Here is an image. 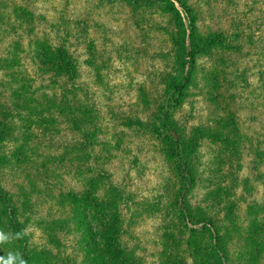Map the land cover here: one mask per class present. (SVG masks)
Returning <instances> with one entry per match:
<instances>
[{"label":"rangeland","instance_id":"1","mask_svg":"<svg viewBox=\"0 0 264 264\" xmlns=\"http://www.w3.org/2000/svg\"><path fill=\"white\" fill-rule=\"evenodd\" d=\"M161 1L0 0V91L13 130L0 141V185L24 225L29 264H108L98 233L116 215L131 263L203 264L213 237L194 225L197 214L229 227L230 264H264V163L255 156L264 143V0H173L180 17ZM184 8L196 37H219L171 102L183 148L195 142L189 186L156 130L180 77ZM46 37L67 42L77 76L43 74L35 53ZM93 116L95 139L80 121Z\"/></svg>","mask_w":264,"mask_h":264},{"label":"trees","instance_id":"2","mask_svg":"<svg viewBox=\"0 0 264 264\" xmlns=\"http://www.w3.org/2000/svg\"><path fill=\"white\" fill-rule=\"evenodd\" d=\"M182 7L184 6L181 0H175ZM161 8L166 12H173L180 17L179 10L175 6V2L173 0H162ZM187 15V23H182L183 35L181 37V45L178 51V54L175 58V64L180 73L179 78H173L169 83V89L167 92V100L165 103V110L161 113L158 118V124L156 126V130L159 131L161 136H165L170 143V150L167 152L169 156H172L176 160L177 171L186 181V186H189L193 182V167L191 165V158L195 149V142H191L188 148L185 150L180 141V135L177 130L170 126L169 124V115L171 111V102L172 99L181 94L188 83L191 81L194 75L195 69V58L202 54L207 53L210 48L219 43V37L216 34H211L208 38L199 39L196 37V27H195V18L192 16L190 10H186ZM21 18L25 22H34L36 20L34 16L22 10L20 14ZM60 39V38H59ZM62 40H51L46 37V39L41 40L38 44L35 59L39 65L40 70L49 78L59 77L62 74L66 76H73L74 74L77 76V64L74 59V56L70 53L67 42ZM3 60L0 59V66L2 65ZM5 63V61H4ZM1 84V82H0ZM1 87V85H0ZM3 94L0 91V141L6 139V137L12 134V127L9 122L8 110L6 104L3 103L2 100ZM81 122H86L89 126L93 128V135L95 139V135L97 133L98 128V118L97 116H93L92 118L82 117ZM232 133V132H230ZM234 133H232L233 135ZM229 138V137H228ZM228 140V139H227ZM264 146V143L257 145V151L255 152V156L261 155V161L264 163V149L261 148ZM1 153V152H0ZM0 164H1V154H0ZM264 179V176H263ZM84 196L85 192L83 193ZM74 199L77 198L76 194L72 195ZM85 200H88L85 197ZM92 199L88 200L91 201ZM94 203L100 204L99 201H94ZM117 205L113 206L112 209H115ZM183 211L186 215V219H194L190 212L188 206H183ZM199 215V216H198ZM198 219L194 225H203V230L208 231L211 235V244L209 249H207V260L206 263L203 264H230V258H228V250L229 246L226 241L229 239L230 229L229 227H224L222 230L217 227L215 228L212 225L217 224V220H213V218L206 217L202 214H197ZM210 219V220H209ZM117 215L112 217L111 221L106 222V226L102 229L98 235L101 240L104 241V246L102 248L103 254L107 256L108 264H133L129 261L127 255H125L124 249L121 247L119 242L120 231L118 225H116ZM212 222V225L207 222ZM0 224L5 225L2 228L5 233L15 234L20 232L21 238L14 240L7 245L11 246V250L9 252L16 253L19 252L21 258L25 260L26 264L30 263V253H29V244L28 239L24 232V225L21 223L19 214L17 211V207L14 203V200L9 196V194L2 188L0 185ZM209 229V230H208ZM261 229H264V220L262 221ZM263 233V232H262ZM90 246L89 249L95 253L100 250L101 246L99 242L94 238V235H91ZM260 241L264 244V234ZM1 245V244H0ZM2 246H0L1 248ZM8 251H0V254L6 259V255L9 253ZM101 252V250L99 251ZM197 264V263H196Z\"/></svg>","mask_w":264,"mask_h":264},{"label":"clouds","instance_id":"3","mask_svg":"<svg viewBox=\"0 0 264 264\" xmlns=\"http://www.w3.org/2000/svg\"><path fill=\"white\" fill-rule=\"evenodd\" d=\"M21 235L22 234L20 232L11 234L0 231V244L10 243L14 240L20 239ZM0 264H26V262L24 259L21 258L19 252H9L6 259L0 257Z\"/></svg>","mask_w":264,"mask_h":264}]
</instances>
